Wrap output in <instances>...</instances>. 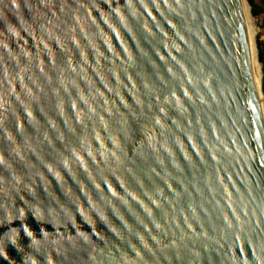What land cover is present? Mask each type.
Returning <instances> with one entry per match:
<instances>
[{
    "label": "water",
    "instance_id": "95a60500",
    "mask_svg": "<svg viewBox=\"0 0 264 264\" xmlns=\"http://www.w3.org/2000/svg\"><path fill=\"white\" fill-rule=\"evenodd\" d=\"M240 7L0 0V264H264Z\"/></svg>",
    "mask_w": 264,
    "mask_h": 264
},
{
    "label": "bare ground",
    "instance_id": "6f19581e",
    "mask_svg": "<svg viewBox=\"0 0 264 264\" xmlns=\"http://www.w3.org/2000/svg\"><path fill=\"white\" fill-rule=\"evenodd\" d=\"M240 12L243 23L245 25L248 50H249V59L250 67L252 71L253 84L258 94V100L260 105V112L264 118V97L262 93V70L261 64L258 60V48L256 43V28L253 25V16L251 14V7L248 3V0H240Z\"/></svg>",
    "mask_w": 264,
    "mask_h": 264
},
{
    "label": "rangeland",
    "instance_id": "374dc122",
    "mask_svg": "<svg viewBox=\"0 0 264 264\" xmlns=\"http://www.w3.org/2000/svg\"><path fill=\"white\" fill-rule=\"evenodd\" d=\"M257 5L259 7H263L262 5V0H254ZM253 16V15H252ZM253 25L256 28V43H257V48H258V59L260 61V59L263 60V64L260 62L261 64V70H262V93H263V97H264V91H263V80H264V74H263V70H264V14L258 16V17H254L253 16Z\"/></svg>",
    "mask_w": 264,
    "mask_h": 264
},
{
    "label": "trees",
    "instance_id": "16d2710c",
    "mask_svg": "<svg viewBox=\"0 0 264 264\" xmlns=\"http://www.w3.org/2000/svg\"><path fill=\"white\" fill-rule=\"evenodd\" d=\"M248 2L251 7V13L254 17H258L264 14V0H262L263 7H259L254 0H248ZM260 62L263 64L262 59H260ZM263 74H264V70H263ZM263 91H264V80H263Z\"/></svg>",
    "mask_w": 264,
    "mask_h": 264
}]
</instances>
